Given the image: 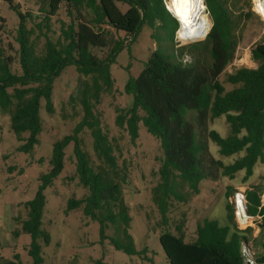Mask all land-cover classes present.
<instances>
[{
	"label": "trees",
	"instance_id": "16d2710c",
	"mask_svg": "<svg viewBox=\"0 0 264 264\" xmlns=\"http://www.w3.org/2000/svg\"><path fill=\"white\" fill-rule=\"evenodd\" d=\"M6 1L12 9L18 10L12 0ZM63 1L67 14L72 18L79 17L70 24L63 22L61 40L54 42L46 36L42 55L38 54L32 41L35 31L27 27L32 15L20 12L16 41L19 44L21 74L12 72V61L3 57L0 51V110L10 115L12 131L20 142H25L20 150L26 152L34 150L40 143L42 101H45L50 115L55 112L52 96L55 80L61 73L75 66L79 75L91 77L90 82L81 81L78 87L83 121L73 134L54 144L51 170L40 177L42 185L35 199L25 203L28 215L21 225L22 231L33 239L29 250L32 264H43L38 241L43 239L45 244L50 243L49 234L41 229L46 204L44 191L64 170L65 149L71 142H75L77 176L88 195L80 200L70 199L68 212L82 208L86 217L100 224L104 239L107 238L106 229L113 228L118 233L122 226L123 235L131 240L128 229L132 218L123 190V185L128 182L127 169L118 172L114 141L104 133L94 111L102 93L113 87L110 65L114 62L117 47L114 46L105 61L94 58L91 51L92 26H109L135 37L147 24L165 30L172 43L180 27L167 10L165 0ZM204 3L212 20V28L209 19L208 29L202 36L206 39L181 46L172 56L155 51L141 75L130 79L126 85L125 92L132 97V105L116 109V126L126 129L133 143L139 139L140 124L160 142L163 158L152 203L165 226L169 224L172 199L185 201L177 191L180 181L192 194L199 195L203 181L217 182L221 177L234 179L244 171L243 181L246 183L252 177L256 164L264 163V44L258 43L251 50V57L258 65L256 68L241 67L227 74L226 83L235 86L234 89L226 90L219 80L235 60L240 43L239 30L253 15L252 10L245 13L240 0H204ZM52 5L50 3V16L44 21L46 25L51 23ZM120 5H125L127 10L124 11ZM84 10L93 15L89 22L85 21ZM102 43L103 40L99 39L98 46ZM185 56H190L192 61L184 63ZM71 99L74 100L75 96ZM190 112L194 113L193 120L188 116ZM222 116L230 127L228 137H222L209 128L210 122ZM86 127L91 131L95 155L102 163L98 167L84 151L83 141L79 138ZM25 134H29L26 139L23 137ZM211 142L218 146L223 157L244 155L226 165L212 154ZM261 192L260 187L247 191L246 210L250 217L260 219L258 228L264 235ZM231 195L232 189L228 188L227 197ZM226 209L227 218L234 226H222L217 220L205 219L197 227L195 241L185 240L181 225L176 226V232L170 229L162 231L160 243L168 264H246L243 246L249 239L246 232L238 230L235 224L233 205L227 204ZM19 233L18 229L14 235ZM110 242L117 250L134 251L133 244L123 243L117 234L110 238ZM254 259L257 264H264V254L259 261L257 257ZM0 264L23 263L15 256L14 261L0 258Z\"/></svg>",
	"mask_w": 264,
	"mask_h": 264
},
{
	"label": "rangeland",
	"instance_id": "374dc122",
	"mask_svg": "<svg viewBox=\"0 0 264 264\" xmlns=\"http://www.w3.org/2000/svg\"><path fill=\"white\" fill-rule=\"evenodd\" d=\"M169 1L165 0V4ZM202 1L204 3V0ZM11 2L19 11L12 9L6 0H0V51L3 57L12 61V72L21 74L19 44L16 41L21 21L20 12L32 15L27 21V27L35 31L32 41L39 55L45 51L46 36L54 42L61 40L63 22L70 24L79 16L70 17L63 0ZM50 3L54 7L51 26L44 22L50 12ZM256 3L257 0H240L244 12L251 9L253 15L244 21L239 30L240 43L234 62L219 77L228 91L235 86L226 83L227 74L241 67L258 66L251 57V50L258 43L264 44V15L259 12ZM120 6L124 11L127 10L125 5ZM205 13L209 16L212 26L207 8ZM83 14L86 22L93 17L89 10H84ZM91 37V51L94 58L99 60H107L114 46L117 47L114 62L110 65L113 87L102 93L101 101L96 104L94 111L104 133L114 141L118 172L127 169L128 182L123 185V190L124 201L132 218L128 229L131 240H127L123 235L122 226L119 227L118 233L113 228L106 229L107 238L104 239L100 224L86 217L82 208L68 212L70 199L80 200L88 195V190L82 187L77 176L75 142H71L65 149L64 170L44 191L46 204L41 229L49 234L50 243L45 244L43 239L38 241L43 264H168L160 243L161 232L165 229L176 232V226L181 225L185 240L189 242L196 240L197 227L205 219L217 220L222 226H234L227 218V204L233 205L235 224L238 230L246 232L249 239L243 246L246 264H256L253 256L259 261L260 256L264 254V235L258 228L260 219H254L247 215L248 213H245L248 218L242 219L238 208L241 205L246 208V193L253 187L261 188L264 202V163L256 164L252 177L246 183L243 181L244 171L239 172L234 179L221 177L217 182L203 181L199 195L192 194L188 186L180 181L177 191L185 201L172 199L168 214L169 224L165 226L161 223L157 207L152 203V193L159 182V169L163 158L160 142L140 124L139 139L133 143L127 130L120 129L115 123L116 109H126L132 105V97L125 92L128 81L141 75L155 51L172 56L181 46L203 42L206 38L201 37L200 40L186 43L181 40L177 31L172 43L168 40L165 30L152 28L147 24L135 37L127 36L122 31L117 32L109 26H92ZM99 39L103 40L102 46H98ZM183 61L190 63L192 60L190 56H185ZM81 81L90 82L91 77L79 75L75 66L66 68L55 80L52 96L55 112L50 115L46 111L45 101H42L43 130L39 136L40 143L30 152L20 150L25 142H20L12 131L10 115L0 110V258L4 260L14 261L15 256H18L23 264L33 262L29 255L33 239L22 231L21 225L28 215L25 203L35 199L42 185L40 177L51 170L54 144L73 134L77 125L83 121V109L78 102V87ZM72 96H75L74 100L71 99ZM188 116L193 120L194 113L190 112ZM209 128L216 130L222 137L230 135V127L224 116L210 122ZM196 131L198 133L197 127ZM23 137L26 139L29 134ZM79 138L83 141V149L91 157L94 166L102 165L95 155L89 128H84ZM210 149L214 157L226 165L244 155L241 153L233 157H223L213 142L210 143ZM228 188L232 189L230 198L227 197ZM18 229L20 233L15 236L14 232ZM115 234L123 243L133 244V253L117 250L111 244L110 238Z\"/></svg>",
	"mask_w": 264,
	"mask_h": 264
},
{
	"label": "bare ground",
	"instance_id": "6f19581e",
	"mask_svg": "<svg viewBox=\"0 0 264 264\" xmlns=\"http://www.w3.org/2000/svg\"><path fill=\"white\" fill-rule=\"evenodd\" d=\"M256 4L259 12L264 15V0H257ZM167 5L170 12L183 22L182 28L178 31L182 41L189 43L198 40L206 33L209 16L205 13L206 7L202 0H170ZM238 209L242 219L248 218L243 205Z\"/></svg>",
	"mask_w": 264,
	"mask_h": 264
},
{
	"label": "water",
	"instance_id": "95a60500",
	"mask_svg": "<svg viewBox=\"0 0 264 264\" xmlns=\"http://www.w3.org/2000/svg\"><path fill=\"white\" fill-rule=\"evenodd\" d=\"M166 7H167V10L170 12V10H169V8H168L167 5H166ZM170 13H171V12H170ZM171 15H172V16L177 20V22L179 23V26H180L179 29H178V31H179V30L182 28V26H183V24H182L183 22H181L180 19L176 18L172 13H171ZM211 28H212V26H211ZM211 28H210V30H211ZM210 30H209V31H210ZM207 35H208V34H207ZM244 210H245V213L247 214V212H246V208H244ZM247 215H248V214H247Z\"/></svg>",
	"mask_w": 264,
	"mask_h": 264
},
{
	"label": "built area",
	"instance_id": "2783aa9c",
	"mask_svg": "<svg viewBox=\"0 0 264 264\" xmlns=\"http://www.w3.org/2000/svg\"><path fill=\"white\" fill-rule=\"evenodd\" d=\"M255 256V255H254ZM254 256H253V258H254ZM246 257V256H245ZM254 262H255V260H254ZM256 263V262H255ZM257 264V263H256Z\"/></svg>",
	"mask_w": 264,
	"mask_h": 264
}]
</instances>
